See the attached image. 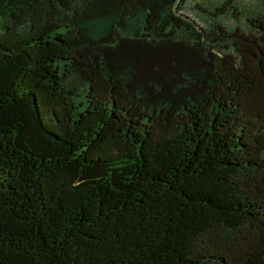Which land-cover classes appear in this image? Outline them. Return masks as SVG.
Segmentation results:
<instances>
[{
    "label": "trees",
    "instance_id": "obj_1",
    "mask_svg": "<svg viewBox=\"0 0 264 264\" xmlns=\"http://www.w3.org/2000/svg\"><path fill=\"white\" fill-rule=\"evenodd\" d=\"M188 1L0 0V264H264V0Z\"/></svg>",
    "mask_w": 264,
    "mask_h": 264
},
{
    "label": "rangeland",
    "instance_id": "obj_2",
    "mask_svg": "<svg viewBox=\"0 0 264 264\" xmlns=\"http://www.w3.org/2000/svg\"><path fill=\"white\" fill-rule=\"evenodd\" d=\"M215 3L222 2L223 0H210ZM239 6L242 8L250 7L254 4L255 0H237ZM200 0H189L184 6V13L194 19L197 23L201 25H205L210 18V15L207 11L203 10L201 5L199 4ZM228 22L231 25H236V20H231L229 18Z\"/></svg>",
    "mask_w": 264,
    "mask_h": 264
}]
</instances>
